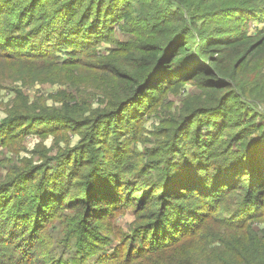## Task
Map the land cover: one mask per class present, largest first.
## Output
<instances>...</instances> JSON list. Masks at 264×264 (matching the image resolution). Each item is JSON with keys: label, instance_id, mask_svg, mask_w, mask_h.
<instances>
[{"label": "trees", "instance_id": "trees-1", "mask_svg": "<svg viewBox=\"0 0 264 264\" xmlns=\"http://www.w3.org/2000/svg\"><path fill=\"white\" fill-rule=\"evenodd\" d=\"M249 2L0 0L1 61L22 76L52 65L80 69L79 88L94 87L105 104L92 108L85 90H61L55 100L62 105L52 112L35 115L39 108L30 104L0 124V143L22 123L23 132L80 134L55 162L0 180V264H66L40 248L48 224L60 217L52 219L54 207L74 212L69 232L81 249L104 250L108 239L98 236L97 221L127 204L143 221L111 258L264 264V27H249L264 19V0ZM115 26L128 37L100 56L97 48L113 40ZM60 51L72 57L59 58ZM186 84L198 91L145 139L143 116L156 108L158 92ZM144 158L151 165L142 175ZM183 246L185 255L176 253ZM70 262L82 264L75 256Z\"/></svg>", "mask_w": 264, "mask_h": 264}, {"label": "rangeland", "instance_id": "rangeland-1", "mask_svg": "<svg viewBox=\"0 0 264 264\" xmlns=\"http://www.w3.org/2000/svg\"><path fill=\"white\" fill-rule=\"evenodd\" d=\"M247 5L250 4L249 0ZM224 17L223 21H228L226 13L220 14ZM264 15V14H261ZM214 17V16H212ZM249 27L254 30L256 27H264V19H252L250 20ZM247 22H240L241 26H245ZM113 38L110 42L101 43L97 51L99 55H105L108 53L110 47H114L118 42H122L127 39L125 33L121 32L116 26L112 33ZM59 58L66 59L72 56H67L63 52H57ZM52 59H46L51 62ZM54 63V60H52ZM61 61V60H59ZM68 61V60H67ZM80 72V69L73 67H67L66 69H60L58 66H53L50 72L45 74L31 72L30 75H23L15 71L14 67L7 62L0 60V124L6 119L13 117L17 113H25L24 106L34 105L39 109L34 110L33 113H45L41 109L47 108L48 112H52V107H58L62 105V101H57L56 96L61 93V90L67 94L79 95L82 92L86 99L90 100L92 108H96L99 105L104 106V102H101L102 96L96 92L97 89L88 87H81L75 81L74 76ZM39 75V76H38ZM67 78V83L64 79ZM81 89V90H80ZM192 90L198 91L197 88L190 84H186L179 92H166L157 95L161 97L156 108L150 110L148 114L143 116L142 129L143 137L147 140L153 139L157 135V128L163 126L169 113L175 114L179 111L182 103V98L187 97V94ZM72 104V103H70ZM104 104V105H103ZM264 110V104L260 106ZM89 113H84L86 116ZM9 117V118H8ZM264 123V117L261 119ZM20 123V122H19ZM17 123L16 125H18ZM31 123V122H29ZM37 127L41 126L40 122H37ZM27 127L26 123H22L21 126L16 127L13 130L11 139L7 142L0 143V180H5L9 177L11 172L23 169L28 166L45 164L47 160L49 163L55 162V160L63 155L69 149H74L80 141V134L76 132L75 128L60 131L58 133H37L27 128L24 132L21 131L23 127ZM72 126V125H70ZM74 127V126H72ZM20 132V133H18ZM17 133V134H16ZM156 133V135H155ZM15 135V136H14ZM62 135L64 138H62ZM149 146V142H146ZM142 144L138 143L140 149ZM61 151V152H60ZM70 151V150H69ZM151 158H144V163L140 168V174H147V169L151 164L149 161ZM74 187V185H72ZM74 191H78L76 187ZM135 205H126L124 209H116L110 211L111 213L105 214L102 219L97 221V227L100 228L101 234H106L108 239V245L104 250H85L81 249L77 245V236L69 232L70 221H74V212L69 208L54 207L51 211V217L55 218V215H60L57 219H54L52 223L45 230V239L43 240L40 248L47 250L48 253L62 255L66 264H70L71 257L75 256L77 263L88 264H125V256L120 259L110 257L109 253L112 248L118 246L120 243L128 245L130 240L128 239L133 235V231L137 230V226L142 224V219H137L135 212ZM110 206L109 209H111ZM144 210H140V215L143 216ZM264 227V223H261ZM72 226H76L71 224ZM95 227V228H97ZM73 231V230H72ZM101 237V236H100ZM71 240V241H69ZM79 240V238H78ZM134 247L135 243L132 244ZM68 246L65 251L63 248ZM186 246L176 250V253L185 250ZM106 252V254H102ZM195 252V250H194ZM102 255V256H101ZM181 255H185L182 252ZM57 260V258H55Z\"/></svg>", "mask_w": 264, "mask_h": 264}]
</instances>
